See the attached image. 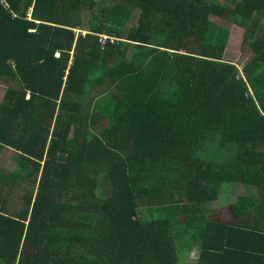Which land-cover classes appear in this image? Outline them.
Segmentation results:
<instances>
[{"label":"trees","instance_id":"16d2710c","mask_svg":"<svg viewBox=\"0 0 264 264\" xmlns=\"http://www.w3.org/2000/svg\"><path fill=\"white\" fill-rule=\"evenodd\" d=\"M0 88V264H264V0H0Z\"/></svg>","mask_w":264,"mask_h":264},{"label":"rangeland","instance_id":"374dc122","mask_svg":"<svg viewBox=\"0 0 264 264\" xmlns=\"http://www.w3.org/2000/svg\"><path fill=\"white\" fill-rule=\"evenodd\" d=\"M83 17H84V19H86V21H88V19H89L88 14H83ZM134 23H136V20L132 19L130 26H132V24H134ZM100 37L102 38L101 40L103 42H105L107 40L106 39L107 37H105V36H100ZM235 44H236V46L232 47V50H231L232 52L230 53L231 55L228 56L229 57L228 60H232L234 62L237 61L236 64L241 65L250 57V53L247 51V52H243L242 56L239 55L238 48H237L238 45H237V43H235ZM230 49L231 48H229V50ZM4 92H5V88L4 89L0 88V98L3 97ZM14 157H15V152L10 150V149H4L3 151H1L0 152V167L3 169L9 170V171L23 173L22 170H20L18 168L19 166L15 165V163L13 162ZM230 191L234 192L236 194H239V193L242 194L244 192L241 186L238 187L236 185H232L230 187ZM217 207L220 208V206H217ZM214 209H217V208L215 207ZM189 256L192 257L191 255H189ZM183 261H185V260H183Z\"/></svg>","mask_w":264,"mask_h":264}]
</instances>
